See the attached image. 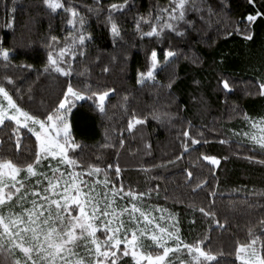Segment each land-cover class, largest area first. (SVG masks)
<instances>
[{"label":"trees","instance_id":"1","mask_svg":"<svg viewBox=\"0 0 264 264\" xmlns=\"http://www.w3.org/2000/svg\"><path fill=\"white\" fill-rule=\"evenodd\" d=\"M63 2L85 17L86 31L92 35L81 49L84 56H80L81 50H78L74 59L65 57L72 63V83L81 89L90 86L93 91L116 90L106 98L103 114L93 100L75 102L69 120L72 136L81 147L69 154L81 162L82 168H87L89 163L106 167V163L115 165L118 161L121 177H115L110 170L109 178L114 182L122 180L126 188L131 186L134 190L146 191L158 184L159 195L153 191L150 198H144L146 209L156 217H166L169 212L178 214V227L185 242L204 238L206 248L222 250L229 264L233 261L240 264L235 261V247L238 242H249V229L261 237L257 247L264 240L261 235L264 229L258 224L264 218V165L246 159L253 155L252 143L242 135L233 134V131L251 130L244 113L257 121L264 117V98L247 95L255 92L258 82L264 79V15L257 16L250 25L246 19L258 11L264 13V0L251 3L249 0H205L203 13L188 12L187 20L193 21L194 26L182 23L184 36L169 32L158 44L149 38L141 39L135 23L140 16L147 17L149 13L154 17L159 8L169 6L170 0H129L122 14H114L122 37L115 40L107 23L108 5L122 0H100L99 4L96 0ZM208 5L213 9L211 16L207 12ZM66 19L67 13L62 9L51 13L43 0H15V4L13 0H0V48L10 50L9 62L0 58V79L5 75L13 78L14 84L6 85L9 92L18 104L33 114L50 110V105L60 95L63 82L69 79L39 76L46 61L50 36L55 35L63 41L71 30ZM246 26L251 29L248 34L253 35L252 40H247L245 34L237 30ZM142 27L148 30L147 25ZM152 47H170L178 53V58L163 71H158L156 80L141 85L137 83L138 73L147 70L146 56ZM159 58L163 60L162 52ZM19 64L34 67L20 69L16 67ZM105 67L107 72L103 70ZM222 78L230 81L232 91L223 89ZM169 82H172L171 89L167 87ZM133 110L137 116L146 118L147 123L129 132L127 121ZM157 115L160 119L153 118ZM6 124L10 127L0 131V158H10L18 164L30 162L35 137L22 129L27 134L21 137L17 149L15 137L10 138L11 127L15 124L10 121ZM185 130L202 140L195 146L199 151H192L166 167L152 168L180 154ZM121 139L124 140L122 147ZM204 140L208 143H203ZM221 140L228 143L222 144ZM201 153L216 155L221 159L220 165H208L202 161ZM257 159H264V156L257 154ZM142 168L151 170L145 172ZM185 169L194 173L191 184L186 181ZM95 177L100 181L104 179L103 173L84 179L90 183ZM205 179L207 187L194 192L195 183ZM213 190L217 216L221 223L227 221L224 228L209 224L198 210L194 211L199 207L208 208L213 198L207 194ZM118 202L121 206L128 203L126 200ZM160 223L166 225L169 221ZM98 235L103 239L102 229ZM144 239L150 243L147 237ZM180 257L188 258L186 250L172 259ZM120 259L122 264H132L130 257Z\"/></svg>","mask_w":264,"mask_h":264},{"label":"snow or ice","instance_id":"2","mask_svg":"<svg viewBox=\"0 0 264 264\" xmlns=\"http://www.w3.org/2000/svg\"><path fill=\"white\" fill-rule=\"evenodd\" d=\"M13 3L15 4V0ZM96 3L99 4L100 0H96ZM204 4L205 0H170L169 6L159 8L154 17L151 13L147 17L140 16L136 20L135 29L141 39L149 38L154 44L161 43L169 32L182 37L185 35L182 23L194 26L193 21L187 20L188 12L203 13ZM43 5L51 13L55 14L60 9L67 13L66 23L71 26V30L63 41L55 35L50 36L46 45V61L39 76H62L69 79L63 82L60 95L53 105H50V110L39 115L26 110L14 100L6 86L14 84L11 76L5 75L0 79V126H3L0 131L10 127L6 121L14 122L10 138L15 137L17 149L22 136L30 133L35 137L30 162L18 164L10 158H0V264H122L120 257H130L132 264H229L227 255L222 250L213 251L211 247L204 246V238L185 242L178 227V214L169 212L166 217H156L151 210L144 207L145 197L150 198L153 191L159 195L158 184L146 191H137L131 186L126 188L122 180H119L117 187V182L109 178V172L114 171L115 177H121L122 169L118 161L115 165L106 163V167H101L99 163H89L87 168H82L81 162L69 154L81 147L72 136L69 120L75 102L93 100L99 112L103 114L106 111V98L110 92L116 90L108 88L104 91H93L90 86L81 89L72 83V63L65 57L74 59L78 50L85 47L86 41L92 39V35L86 31L85 17L75 7L67 6L63 0H43ZM128 6L129 0L108 5L107 23L114 40L122 38L121 28L114 14H122ZM220 6L223 7V4ZM88 10L92 11V8ZM12 11H15V7ZM207 12L209 16L213 14L211 5L207 6ZM261 15L264 13L259 11L255 15H248L246 19L249 25ZM203 18L201 15L200 19ZM143 25L148 26L147 31L143 30ZM237 30L243 32L247 40L253 39V35L248 34L250 27ZM61 43L63 46H60ZM161 52L162 61L159 58ZM79 55L84 56L85 52L81 50ZM0 58L9 62L10 50L0 48ZM177 58L178 53L170 47H152L146 56L147 70L138 73L137 83L142 85L149 80H156L158 71H163ZM16 67L32 69L34 66L19 64ZM103 70L108 71L106 67ZM220 83L223 89L232 91L228 79L222 78ZM167 87L171 89L172 82H169ZM28 91L31 93L32 89L29 88ZM247 95L264 98V79L258 82L255 92H248ZM29 99H32L31 95ZM124 99L127 101L128 97L125 96ZM244 117L251 130L243 133L233 131V134L242 135L252 143L253 155L247 156L246 159L264 165V159H257V154L264 156V117L258 121L247 113H244ZM153 118L160 119V116ZM146 123V118L137 116L133 110L127 121V130L131 132L137 125ZM22 129H26L27 133L22 132ZM199 136L202 137L203 134L200 133ZM182 137L184 139L181 142L180 154L176 155L174 160L151 167H166L180 161L192 151H199L195 146L202 143L201 139L191 135L188 130L182 132ZM203 143L208 141L204 140ZM220 143L228 141L221 140ZM123 144L124 140L121 139L120 146ZM147 147L150 148L151 145ZM200 156L202 161L208 162L210 166L220 165L221 159L216 155L201 153ZM52 160H55L54 165ZM78 168L81 170L77 171ZM141 170L148 172L151 169ZM185 172L186 181L191 184L194 173L188 169H185ZM101 173L104 179L94 181L91 185L84 179L85 176H99ZM99 185L105 189L103 193L96 191ZM206 187L207 180H200L195 183L193 191ZM207 195L213 198L210 199L208 208L199 207L194 211L198 210L209 224L224 228L227 221L221 223L215 211L216 192L209 191ZM125 200L128 203L124 206L118 202ZM156 208L159 209V206ZM164 211L167 210H161ZM164 220L169 223L162 225L160 221ZM192 223L194 224L195 220ZM258 224L260 229H264V218H261ZM101 229L103 239L98 235ZM248 235L251 237L249 242L237 243L235 261L240 264H264V240L257 247V240L261 237L251 229ZM261 235H264V231ZM145 237L150 243L145 242ZM208 239L210 240V237ZM181 250H186L188 258L180 257L174 261L172 257Z\"/></svg>","mask_w":264,"mask_h":264},{"label":"rangeland","instance_id":"3","mask_svg":"<svg viewBox=\"0 0 264 264\" xmlns=\"http://www.w3.org/2000/svg\"><path fill=\"white\" fill-rule=\"evenodd\" d=\"M111 93V92H110ZM109 93V94H110ZM5 104L7 103L6 101H3ZM51 159V158H50ZM52 163H53V165L55 164V160H52ZM70 171V170H69ZM23 175V174H22ZM18 179H20V177H18ZM34 181V180H33ZM94 181H100L99 179H97L96 177H95V179H94ZM93 181V182H94ZM93 182H90L89 184L91 185ZM45 183H46V181H45ZM31 185V184H30ZM30 185H29V187H30ZM85 191H87V188H85ZM96 191L97 192H100V193H103L104 191H105V189H103V186L102 185H99V186H97L96 187ZM17 210H19V209H17ZM145 242H146V240H145Z\"/></svg>","mask_w":264,"mask_h":264}]
</instances>
